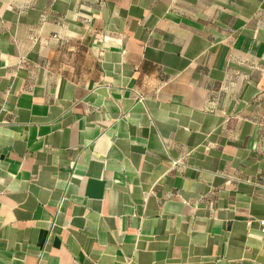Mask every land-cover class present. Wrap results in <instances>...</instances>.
I'll return each instance as SVG.
<instances>
[{"label": "crops", "instance_id": "crops-1", "mask_svg": "<svg viewBox=\"0 0 264 264\" xmlns=\"http://www.w3.org/2000/svg\"><path fill=\"white\" fill-rule=\"evenodd\" d=\"M262 215L264 0H0V264H264Z\"/></svg>", "mask_w": 264, "mask_h": 264}, {"label": "built area", "instance_id": "built-area-1", "mask_svg": "<svg viewBox=\"0 0 264 264\" xmlns=\"http://www.w3.org/2000/svg\"><path fill=\"white\" fill-rule=\"evenodd\" d=\"M172 165L180 164L179 160H172ZM258 229L261 233H264V215L258 219Z\"/></svg>", "mask_w": 264, "mask_h": 264}]
</instances>
